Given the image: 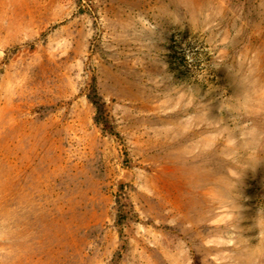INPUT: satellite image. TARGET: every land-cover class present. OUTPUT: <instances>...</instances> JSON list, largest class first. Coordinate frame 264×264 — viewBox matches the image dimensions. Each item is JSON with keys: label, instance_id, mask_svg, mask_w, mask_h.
Listing matches in <instances>:
<instances>
[{"label": "rangeland", "instance_id": "1", "mask_svg": "<svg viewBox=\"0 0 264 264\" xmlns=\"http://www.w3.org/2000/svg\"><path fill=\"white\" fill-rule=\"evenodd\" d=\"M0 264H264V0H0Z\"/></svg>", "mask_w": 264, "mask_h": 264}, {"label": "trees", "instance_id": "2", "mask_svg": "<svg viewBox=\"0 0 264 264\" xmlns=\"http://www.w3.org/2000/svg\"><path fill=\"white\" fill-rule=\"evenodd\" d=\"M89 100H91V103L93 104V106L96 108V110H100V107H101V102L99 101L100 99L96 97V99L92 100L90 97H89Z\"/></svg>", "mask_w": 264, "mask_h": 264}]
</instances>
